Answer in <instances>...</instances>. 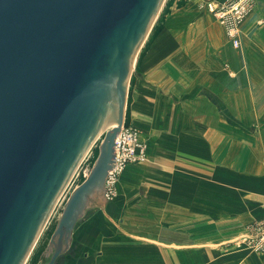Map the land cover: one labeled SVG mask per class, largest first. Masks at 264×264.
<instances>
[{"label": "crops", "instance_id": "1", "mask_svg": "<svg viewBox=\"0 0 264 264\" xmlns=\"http://www.w3.org/2000/svg\"><path fill=\"white\" fill-rule=\"evenodd\" d=\"M197 8L185 30L163 27L142 57L145 85L134 93L131 107V122L139 129L153 131L154 116H164L167 97L160 90L173 78H264V0H255L241 23L237 47L218 22L213 33L206 29L212 15ZM174 89L184 90L179 82ZM240 93V85L218 93V114L225 117L216 124L203 117L192 122L173 109L177 126L170 139L157 142L156 150L147 146L158 168L154 186L139 189L144 197L138 203L132 200L136 187H125L117 200L99 205L103 213L96 219L82 218L55 264H264V253L237 244L254 220L264 218V140L255 135L264 129L258 127L263 112L227 106L224 101ZM228 130L249 131L252 138ZM126 168L123 183L132 185L144 174ZM136 208L144 213L136 215Z\"/></svg>", "mask_w": 264, "mask_h": 264}, {"label": "water", "instance_id": "2", "mask_svg": "<svg viewBox=\"0 0 264 264\" xmlns=\"http://www.w3.org/2000/svg\"><path fill=\"white\" fill-rule=\"evenodd\" d=\"M164 1L0 0V264L26 261L62 185L116 106L117 125L66 203L42 264L58 261L86 201L105 192L136 55Z\"/></svg>", "mask_w": 264, "mask_h": 264}, {"label": "rangeland", "instance_id": "3", "mask_svg": "<svg viewBox=\"0 0 264 264\" xmlns=\"http://www.w3.org/2000/svg\"><path fill=\"white\" fill-rule=\"evenodd\" d=\"M199 1L200 0H165L160 9V12L158 13L156 21L153 24L152 29L150 30L145 42L136 55L135 64L128 84L124 124L135 128L138 131L141 140L146 144V147H149V145H151V148L154 150L157 149V147H155L157 142L168 141L170 139L171 129L174 128V126H177L176 120L173 122V116H171V111L173 109H175V112L177 110H180L181 113H184L185 116L188 117L192 122H197L200 118L203 117L204 120L211 122V124H216L218 123V121H220L219 118L222 120L225 117L222 114L219 117L218 114L216 105L217 103L219 104V101H221L220 98H218V93L220 91H226L229 89L234 90V86L236 85H240L242 87V93H240L236 97L232 96L230 99L228 98V100L226 99V101L224 102H227V106L235 107L239 112L244 111V113L252 106L257 107L261 112H263V114L259 118L258 127H261V125L264 124V78H240L238 82H229L226 81V78H173L172 82L165 86V91L160 90V92L165 94L167 97L163 101L165 114L164 116H154L157 119L152 123L153 131H145L142 128L139 129L137 125L131 122V107L134 101V93L138 90V88L145 85L144 82H142L144 78H141L142 71L140 66L142 57L148 50L155 36L163 27L169 26L174 28L173 26H175L180 30H185L186 24L190 22L194 16H197V13L199 11V9L197 8V4ZM208 22V27L206 29L213 33L216 28L217 21L216 19H214V17L209 15ZM183 69L187 70V68ZM195 70L196 69L189 67L187 71H189V73L190 71L194 73L193 71ZM185 79H188L189 83H185ZM178 82L179 86L184 89L182 92L174 89V87L177 86ZM230 94L231 92L228 91V97ZM154 106L156 105L154 104ZM206 110L208 111L209 115H205L204 118L203 115L207 113ZM162 118L164 119L163 121H161ZM156 126H158L160 130H156ZM155 131L161 132L160 134H155ZM105 132L106 131H102L96 142L92 145L86 156L81 160L78 167L74 171L72 178L65 186L61 196L59 197L57 203L55 204V207L51 211L37 240L35 241L28 257L26 258V261L23 264H42L49 260L51 250L53 249V246L50 244V239L55 233L58 222L62 216L65 205L68 202L71 194L89 176L90 172L92 171L96 159L98 158L100 146L102 144ZM227 132L232 134L241 133L243 138H252V134L249 131L238 132L228 130ZM255 135L257 136L256 138L264 140V129H261L260 131H258V134ZM260 148L264 149V146H261ZM127 169H132L144 174L141 175V179H136L135 183L131 185L126 182L123 183V175L121 173L118 176L115 186V195L112 197V199L109 200L105 198L103 192L104 190L100 191L98 194H93L86 201L89 210H91L87 215L84 214L85 216H83V219L84 217H88V220L96 219L99 216V214L96 215L97 213H103L101 209H98L99 205L103 203L107 204L111 201L114 202L115 200H117L120 195L122 196L123 193H127L126 190H122L125 187H136V190H134L136 191V194L134 193L132 200H134L135 203H138L139 199L144 197L138 195L139 189L143 190L146 186H154V171L158 168L150 160L149 154L145 162L134 163L132 165L130 164L129 166H127L126 170ZM145 172L150 174V178H145ZM132 200H129V202H132ZM137 208L135 212L136 215L138 212L139 214L144 213V211L139 210L137 212ZM151 216L152 215H150V217ZM102 218L106 217L102 216ZM78 247L79 246H77V248Z\"/></svg>", "mask_w": 264, "mask_h": 264}, {"label": "built area", "instance_id": "4", "mask_svg": "<svg viewBox=\"0 0 264 264\" xmlns=\"http://www.w3.org/2000/svg\"><path fill=\"white\" fill-rule=\"evenodd\" d=\"M197 5L212 14L224 28L231 43L237 47L240 25L253 11L255 0H200ZM146 160L147 147L138 131L123 124L114 140L112 163L105 180V198L110 200L115 195L118 176L127 165ZM249 230L248 234L238 238V246L248 248L252 252L264 253V218L254 220L249 225Z\"/></svg>", "mask_w": 264, "mask_h": 264}, {"label": "bare ground", "instance_id": "5", "mask_svg": "<svg viewBox=\"0 0 264 264\" xmlns=\"http://www.w3.org/2000/svg\"><path fill=\"white\" fill-rule=\"evenodd\" d=\"M117 125V109L116 106L114 107V109L110 112V114L107 116V118L104 120V122L101 124V126L97 129V131L95 132V134L93 135L91 141L89 142V144L84 148V150L82 151L78 161L75 164V167L73 168V171L69 174V176L67 177V179L65 180L64 184L62 185L61 190L59 191L58 195L56 196V198L54 199L48 213L47 216L49 217L51 211L53 210V208L55 207V204L57 203L59 197L61 196L65 186L67 185V183L69 182V180L72 178L74 171L76 170V168L78 167L79 163L81 162V160L86 156V154L88 153V151L90 150V148L92 147V145L96 142V140L98 139V137L100 136V134L102 133V131H107L110 130L112 128H114ZM46 216V218H47ZM38 236V235H37ZM36 239V238H35ZM35 241V240H34ZM34 243V242H33Z\"/></svg>", "mask_w": 264, "mask_h": 264}, {"label": "flooded vegetation", "instance_id": "6", "mask_svg": "<svg viewBox=\"0 0 264 264\" xmlns=\"http://www.w3.org/2000/svg\"><path fill=\"white\" fill-rule=\"evenodd\" d=\"M61 257H63V255Z\"/></svg>", "mask_w": 264, "mask_h": 264}]
</instances>
